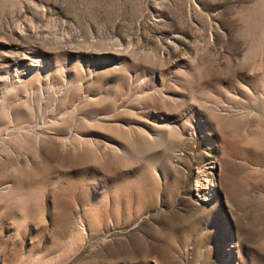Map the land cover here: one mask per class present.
I'll use <instances>...</instances> for the list:
<instances>
[{
    "label": "rangeland",
    "instance_id": "rangeland-1",
    "mask_svg": "<svg viewBox=\"0 0 264 264\" xmlns=\"http://www.w3.org/2000/svg\"><path fill=\"white\" fill-rule=\"evenodd\" d=\"M0 264H264V0H0Z\"/></svg>",
    "mask_w": 264,
    "mask_h": 264
}]
</instances>
